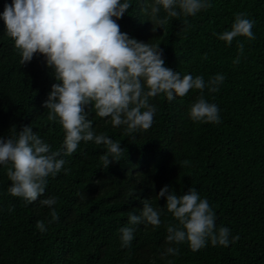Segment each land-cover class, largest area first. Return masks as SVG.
<instances>
[{"label":"trees","instance_id":"1","mask_svg":"<svg viewBox=\"0 0 264 264\" xmlns=\"http://www.w3.org/2000/svg\"><path fill=\"white\" fill-rule=\"evenodd\" d=\"M0 0V13L4 4ZM211 7L187 19L185 31L178 19L166 32H152L138 0L123 18L122 32L138 41L159 43L165 66L175 71L210 76L222 73L224 83L216 93L204 91L205 99L219 108L220 123H195L188 108L200 93L169 102L157 96L151 103L157 112L151 128L132 136L123 127L90 113L93 128L124 149V157L105 169L100 161L103 145L81 142L77 151L65 156V168L49 177L45 196L58 198L60 220L48 223L49 209L39 199L25 204L7 192L10 181L0 165V264H264V0H210ZM245 12L255 21L256 39L237 37L231 45L213 32L229 30L234 13ZM115 19V18H114ZM237 41L245 44L239 64ZM207 53L208 58L202 59ZM14 42L7 37L0 19V137L12 128L31 125L33 131L55 150L64 134L58 123L47 120L43 102L53 83H58L41 54L20 65ZM88 111V109H85ZM188 160L190 166H180ZM169 185L177 194L195 187L213 207L217 226H225L239 240L229 246L192 251L187 243L174 245L178 256L161 259L167 235L164 223L173 222L165 198H155ZM132 194L130 195V193ZM84 194L86 198L81 199ZM163 208L162 224L136 226L130 248H122L119 229L127 225V213L139 214L143 200ZM9 206L14 211L9 212ZM47 228L40 232L36 222Z\"/></svg>","mask_w":264,"mask_h":264},{"label":"clouds","instance_id":"2","mask_svg":"<svg viewBox=\"0 0 264 264\" xmlns=\"http://www.w3.org/2000/svg\"><path fill=\"white\" fill-rule=\"evenodd\" d=\"M138 3L140 13L151 21L152 32L157 29L166 32L173 19H178L187 31L191 27L187 18L211 7L210 0H138ZM132 6V0H11L10 4H4L0 19L20 55V65L41 54L58 81L51 85L43 107L48 110L47 120L58 123L64 134L62 146L55 150L31 125L19 131L14 127L6 138L0 137V165L11 182L7 192L22 198L26 205L45 196L49 177L55 178L61 171L68 174L70 169L65 168L64 157L75 153L81 142L104 146L100 161L105 169L124 157L119 141L104 133L97 134L90 113L108 119L113 127H123V134L132 136L151 128L157 112L152 99L162 95L171 102L198 90L200 94L188 108L190 120L221 122L218 106L205 99L204 91L218 92L225 81L224 74L217 73L205 81L202 75L194 77L165 66L159 43L138 41L121 31L117 20ZM254 24L247 13H234L230 29L212 35L227 45L237 37L253 41ZM236 47L238 54L233 64L240 63L245 44L237 41ZM207 58L205 53L202 59ZM180 166H190V162L183 160ZM78 195L86 198L84 194ZM155 198H165L166 211L175 220L164 223L167 235L160 253L162 260L180 254L174 245L187 243L195 252L209 243L227 247L239 240L228 227L217 226L213 207L195 187L177 195L165 185ZM57 200L55 196L39 199L49 209V224L60 220L55 207ZM142 203L139 214L129 211L127 225L119 229L122 248L131 247L137 225H151L155 229L162 224L164 209L154 207L151 199ZM8 211H14V206H9ZM36 227L42 233L47 231L42 220L36 222Z\"/></svg>","mask_w":264,"mask_h":264}]
</instances>
